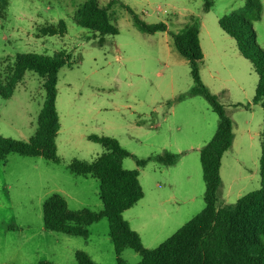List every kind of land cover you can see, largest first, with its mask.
<instances>
[{
  "label": "rangeland",
  "instance_id": "374dc122",
  "mask_svg": "<svg viewBox=\"0 0 264 264\" xmlns=\"http://www.w3.org/2000/svg\"><path fill=\"white\" fill-rule=\"evenodd\" d=\"M85 1L9 0L0 17L2 71L21 53L53 56L65 50L71 55V66L59 71L57 83L61 162L13 153L0 162V264H78L75 250L88 251L97 264H117L107 219L89 227L88 239L43 227V202L54 193L63 195L71 210L103 208L99 181L67 169L74 159L93 161L104 152L88 140L92 134L113 137L132 154L123 161L125 169H137V158L152 159L141 169L144 199L124 214L146 248L158 247L205 207L199 150L215 135L218 116L205 98L187 95L194 86L190 67L171 35L142 33L122 4L148 24L166 23L172 32L183 28L190 16L199 19L202 80L218 96L237 134L222 159L218 206L234 204L261 186L264 115L262 106L253 102L258 76L219 25L222 16L243 7L245 0H209V11L208 0H116L109 11L118 34L105 35L102 46L100 36L73 20ZM99 1L106 6L112 0ZM261 2L263 14L254 30L255 42L264 49ZM62 19L65 35L41 33V28ZM44 99L42 79L27 71L11 98L0 96V135L29 140ZM237 104L249 107L235 108ZM166 151L179 155L177 164L163 166L154 160ZM63 237L71 241L58 244ZM121 257L129 264L141 260L131 248Z\"/></svg>",
  "mask_w": 264,
  "mask_h": 264
},
{
  "label": "trees",
  "instance_id": "16d2710c",
  "mask_svg": "<svg viewBox=\"0 0 264 264\" xmlns=\"http://www.w3.org/2000/svg\"><path fill=\"white\" fill-rule=\"evenodd\" d=\"M116 0L106 6L99 0H86L77 9L73 20L76 25L88 29L99 37L98 44L104 43L105 35H117L118 28L113 22L110 8ZM9 0H0V17H4ZM212 1H207L209 11ZM130 14L134 25L146 34L167 32L171 35L179 54L188 62L194 86L189 97L202 96L218 116L217 131L213 138L200 150V163L205 184L204 209L183 224L173 235L158 247L146 248L140 235L134 231L123 213L134 207L144 197L139 180V170L152 160L136 159L137 169L128 170L123 166L125 158L132 154L124 149L113 137L89 135L88 140L100 144L104 152L93 161L74 159L67 169L75 175L92 177L99 181V197L103 208L93 211L88 208L71 210L63 195L54 193L43 202V227L46 231L88 239L89 227L103 219L109 222V238L113 243L117 264H129L122 259L126 248H131L141 257L136 264H264V131L261 142L259 189L240 197L236 203L218 206L222 178V158L233 145L234 123L227 114L218 96L204 84L200 66L204 52L200 41V21L195 16L177 32L169 30L164 22L148 24L130 7L122 4ZM261 0H245L243 7L222 16L220 28L236 42L241 56L249 60L258 76L254 104H260L264 115V49L255 42V22L261 20ZM45 36L67 33L66 22L62 19L56 25L41 28ZM71 55L65 50L53 56L35 52L17 54L13 64L0 68V96L11 98L27 71L34 72L42 79L45 99L37 119V129L29 140H16L0 135V162L9 154L24 157H42L60 163L56 138L61 129L56 98L59 71L71 66ZM236 107L248 108L237 104ZM264 124V116H263ZM163 166L177 164L179 155L164 152L154 158ZM78 264H97L86 252L77 251ZM37 264H56L40 261Z\"/></svg>",
  "mask_w": 264,
  "mask_h": 264
},
{
  "label": "crops",
  "instance_id": "0c3cea01",
  "mask_svg": "<svg viewBox=\"0 0 264 264\" xmlns=\"http://www.w3.org/2000/svg\"><path fill=\"white\" fill-rule=\"evenodd\" d=\"M200 41H201V40H200ZM201 46H202V44H201ZM202 50H203V48H202ZM60 130H61V129H60ZM59 132H60V131H59ZM58 134H59V133H58ZM234 134H235V138H234L233 145L235 144L236 139H237V134L235 133V131H234ZM57 137H58V136H57ZM56 139H57V138H56ZM233 145H232V147H233ZM57 147H58V146H57ZM232 147H231V148H232ZM222 159H223V158H222ZM221 168H222V163H221ZM141 169H142V168H141ZM141 169L139 170V173H140V175H139L140 183H141V172H142ZM220 174H221V169H220ZM221 178H222V175H221ZM141 185H142V184H141ZM221 187H222V186H221ZM142 188H143V187H142ZM144 197H145V194H144ZM144 197H143V199H144ZM219 197H220V196H219ZM143 199H142V200H143ZM142 200H140V201H142ZM140 201H139V202H140ZM139 202H138V203H139ZM138 203H137V204H138ZM137 204H136V205H137ZM136 205H135V206H136ZM135 206H134V207H135ZM134 207H132V208H134ZM132 208H131V209H132ZM129 210H130V209H129ZM126 211H128V210H126ZM126 211H125V212H126ZM125 212L123 213L124 219H125V215H124ZM125 220H126V219H125ZM127 221H128V220H127ZM128 223L130 224L129 221H128ZM130 227H131V225H130ZM44 230H45V229H44ZM45 231H46V230H45ZM140 237H141V236H140ZM141 239H142V238H141ZM61 240H62V241H61ZM57 241H58V242H57L58 244H60V242H61L62 244H66V245H67L68 242H70L71 240H69L68 238L63 237L62 239L57 240ZM59 241H60V242H59ZM68 249H70V248H68ZM78 251H79V250H78ZM75 252H77V251L75 250L73 253H75ZM84 252H85V251H84ZM86 253L88 254L89 252L87 251ZM88 255H89V254H88ZM89 256H90V255H89ZM90 257H91V256H90ZM91 258H92V257H91ZM92 259L94 260V258H92ZM46 261H48V260H46ZM94 261H95V260H94Z\"/></svg>",
  "mask_w": 264,
  "mask_h": 264
}]
</instances>
